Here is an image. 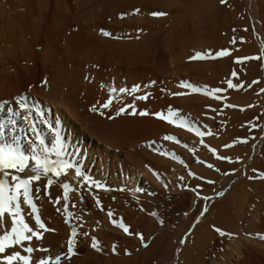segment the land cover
Instances as JSON below:
<instances>
[{"label": "bare ground", "instance_id": "1", "mask_svg": "<svg viewBox=\"0 0 264 264\" xmlns=\"http://www.w3.org/2000/svg\"><path fill=\"white\" fill-rule=\"evenodd\" d=\"M62 1H64V0H62ZM107 1H110V0H107ZM107 1H106V3H108ZM197 1H198V3H195L193 0H189V2H187L188 7H186V8L187 9L189 8L191 11V12H189L190 16H189L188 20L187 19H186L187 21L185 19L183 20V18H179L178 20L176 19V21H174V23L171 26L170 32L167 34L169 38L166 39V41L164 40L165 43L167 44V48L169 49V51L171 50L174 54H176V55L178 54L176 56V58L173 55L166 56V55H168L167 53H165L166 55H164L161 52L160 53L161 59L158 58L159 60H157V58H156L157 55L156 56L153 55L155 52L154 50H156V48L152 51L153 53L152 52H150V53L146 52L147 49H150L152 46H154L155 42H153V41L156 38L153 39V36L149 37L146 35L147 37L142 38L143 40L142 39L140 40V41H142V43H140V44L142 45L141 48L143 49V51H142V49H140L142 52L138 53V52H140V50L139 49H138L139 51L136 50L137 43H135V40H137V39L132 41L133 38H135L137 36V34L133 33V32L128 33L126 36L129 37L130 42L126 43L128 38L125 42L127 45H129L128 51L126 53H121V51H119L118 47H117L121 42L109 41V40L105 39L104 37L98 35L97 33L93 34L91 32V34H86V35L83 34L81 31V28L77 27V26H79V24L78 23L73 24V22L76 20L79 21L80 23L82 21H84L83 15H85L86 13H83V11H82L83 15H81V14L79 15L80 11L76 10L79 13H76V11L72 12L70 9L72 7L69 6L70 7L69 8L67 2H66L67 5L62 6V7H66V6L67 7L64 8L63 10H61V12L59 10V7L57 8L58 12L61 13V14L60 13L58 14V12H56L58 17H55V15L52 13L54 15L53 16L51 14V12L45 13V16H44V13L43 14L40 13L43 16L40 15V19H38L39 20V22H38L37 20L34 21L31 19L34 17V16L33 17L31 16L33 13L31 15L27 14V15H29V18L31 16L30 20H28V18H26L27 15L23 13V6L25 5V3L23 5V0H0V11H1V14H0V103L5 102L4 100H12V102L6 101L7 103L4 105V108L2 110H0V121L6 122V121H9L10 119H15V121H16L15 124H11V123L6 124V127L4 129L5 139L8 140L9 142H11V139L13 136H19L20 137V134H21L22 138L25 137V141H28L29 139H34L33 134L31 133V131L28 128L27 122H25L23 120V115L25 113L23 112V110H21L19 108V105L16 103V98L18 96H21V95L27 96V93H21V94L19 93V95H16V94H18L17 92H18L20 87L18 88V86H16L17 84L12 85L13 80H15L14 77L15 78L17 77L18 79L21 78V81H23V74H25V73H23L24 72L23 69L27 65V62L25 59V57H27L30 61H31V59L41 60L40 61L41 72H39L38 69L36 71L32 70L29 73L27 72L26 74L29 76H27V78H26L27 84L25 85V87L28 88L29 92H32V94L35 95L34 90H36V87H37V85L35 84L36 78L38 76H40V78H41L40 83H42V82L44 83L45 90L47 89L50 92L51 96L54 98V100H52L53 101L52 104H51V102L49 103V100L47 98L43 99V100H45L44 103L39 101V100L36 101V103H34L33 100L27 96L28 103L30 105H32V104L39 105L40 108L45 113V118L48 119L49 122L52 124V129H50L48 127V125L42 123L38 117L35 120L39 131L41 132V134L45 138V143L48 144L49 147H51L52 142L54 141V138H55V132L53 131V129H58L60 134H61V137L63 139V142H64V151L66 153L65 158L73 161L76 166H79L82 170L83 176H87L90 178L89 180L85 181L82 177H76L75 168H73V169L67 170L66 174H62L60 176L64 180V182L75 185V187H80V189L82 187L84 189V191L89 192L90 197L93 193V190H91V189H93V188L99 189V187L96 186L97 184L98 185L102 184V186H103L102 188L105 190V191H103L104 193H107V192L113 193L112 192L113 189L115 191L119 192L118 190H119V187L121 186V187H124V189L126 191H128V193L133 195L132 197H134V196L136 197V195H137L136 193L141 188L137 184L138 180L135 178V176L132 178V175H135V174L137 175L138 171L134 172L133 170H130L127 167L128 164L131 166L134 165L133 162L135 160L141 161L142 164L144 161H145V163H147L146 161H150V162H152V164L154 163L157 165V167H158L157 171H159L161 173L163 171L168 172V170H170L169 172L171 173V176H170L171 179H174L172 177L173 176V174H172L173 169H174L173 170L174 172L177 171L178 173L182 174V172L180 171V169H182V168L177 167L176 165H173L174 163L173 164L170 163V162H172V161H170V159H169V161L168 160L166 161L164 159H161V157L160 158L157 157L155 155L156 154L155 150L157 148L159 150V148L161 147L164 149V150L162 149L164 153L167 150V152H168V154H170V156H172V154L174 153L176 157H179L180 151L178 150L177 147L178 146L182 147L180 143H183L186 145L188 143V145H191V148H193V145L198 144V142L200 141L199 138L201 139V137H197L195 134L192 133L193 131L191 132V131L187 130V128L179 127L178 124H170L166 120L159 119L155 115V113L163 112L164 115L167 116L168 115V109H169V107H171V109L177 113V115L175 117H173V119H176L177 121H179V118L183 117L188 123H190L194 127H198L200 130H201L203 124H205V121L207 119V121H210V122L206 121L207 123H206V125H204L205 127L203 126V128L205 129L207 127L208 128L210 127V129H211L213 124H214L213 120L215 119V114H216V110H215V107L217 105L216 98H215L216 96L214 97V95H205L204 90L206 88L208 90H211V89H215V88H219V87H221V89H223L225 82L222 80L218 81V77H219L218 74L221 72L220 70H223L224 68H226V66H227V68L230 67L232 59L234 60V58H235V57L234 58L232 57L231 46L229 47L228 44H226L225 47L222 45L225 49L224 48L221 49V50H227L229 52L228 56L218 57L216 55L221 50H216L217 46L219 45L218 44L219 40L215 38L214 33L210 32L211 33L210 34L208 32L211 35L208 37L210 39V41H208L209 39H207V38H206L207 41H205V42H204V40L202 41L203 37L199 36L198 33L200 34L204 31V33L206 34V32L209 30L211 31L214 26L210 27V26H208V24L200 26V24L202 22H200V20H198L197 17L193 18L195 16L194 14L198 13V12H202L201 9H203V6H204V9L207 8L206 13H208V14L210 13V17H212L211 15H215L214 13H216L217 11H220V10L224 11L225 13L233 10V13L236 14V13L240 12L239 10H242V9H239L238 6L240 5V3L242 1H244L245 4L247 5V9H248V13H249L248 17H250L252 30H253L252 39L254 40V44H255V46L253 44L254 47L252 46L254 48V50H251V52H254V51L255 52L252 53L251 56L253 55L255 57H258V59H251V63H252L251 66H253L258 61H261L264 64V0H228L227 2H225L226 4H224V5H222L220 3L221 4L220 6L217 3V0H197ZM78 2L79 1H77V5H75V6L76 7L80 6V8H81L82 4L79 5ZM87 2H88V0H87ZM87 2H84L85 5ZM112 2L110 1V4H112ZM82 3H83V0H82ZM88 3H90V1ZM103 3H105V2H103ZM113 3H117V2H113ZM185 4H184V6H185ZM62 5H64V4H62ZM104 5H106V4H104ZM246 5H244V6H246ZM27 6H29L28 3H27ZM114 6H116V5H114ZM179 6H180V4H175L174 6H172V9L175 10V9L179 8ZM244 6L242 5V8ZM62 7H60V8H62ZM117 7H118V9H120L119 6H116L114 8L117 9ZM65 9L67 10L66 13H64ZM81 9H83V8H81ZM40 10H41V8H40ZM115 10H113V14H114ZM102 11H105V10H102ZM102 11H101V13L97 11L98 13H94L92 15L90 14L91 16H89V18H90L89 20H91V22H89V24H88L89 32L91 31V29H94L97 32V30L99 28H105L104 25H107V28L110 29V32L112 34H114L112 32V30L119 31V30H122L128 26L133 25V21L131 19H127L125 21L124 20L119 21V20H117V16H115L113 14H109V13H108L109 15H107V11L104 13H102ZM110 13H112V12H110ZM202 13L204 15V12H202ZM37 14H39V13H37ZM88 14L89 13H87L86 16ZM227 15H228V13H227ZM38 16L39 15H37V17ZM23 17H25V19H26L25 22H23V19H24ZM229 17H230V15H229ZM56 18H58V21L56 20ZM33 19H35V18H33ZM107 19H110L109 20L110 23H107V21H106ZM207 19H209V18H207ZM232 19L229 22H232ZM196 20H198L197 21V23H198L197 27H199L200 29H198L196 26L195 27L197 29L194 28V30H193V28H192V32L195 31V33L199 36V38L195 42V41L191 40V38H188L189 36H191L190 34L186 37V32L190 29V27H191L190 25L195 24ZM205 20H206V18H205ZM210 20L212 21L213 19H210ZM223 20H224V17H223ZM214 22L212 21L210 23L214 24ZM224 22L227 23V20L226 21L224 20ZM97 23H99V24H97ZM56 24H59V26H57ZM215 24H216V22H215ZM232 24L233 23H230V25H232ZM225 25H227V24H225ZM239 25H240V23H239ZM74 26H76V30H75ZM65 27L69 31L72 30L74 32L72 33L71 38L64 41L65 43H63L61 51L56 52L55 46L59 42L57 39L58 38V35H57L58 31L60 28H65ZM164 41H162V42H164ZM18 43L21 44V46L19 48L17 47ZM165 43H164V45H165ZM192 43H194V48H196V50H198L197 48H201L203 50V54L205 53V51H209V52L205 53L204 59L192 57V53H193L192 50H194L193 46H191ZM204 43L206 44V46L209 49L207 47H206V49L204 48V45H205ZM249 46H251V45H249ZM39 47H41V49H43V51L41 53L37 54L36 50H38ZM129 47H130V49H129ZM215 47H216V49H215ZM11 48L15 49V50L18 48V51L17 50L13 51ZM119 48H120V46H119ZM7 49L9 51H7ZM211 49H213V50H211ZM11 50H12V53L10 54L9 52ZM157 50L160 51L161 49L157 48ZM49 51L50 52L54 51V54L51 55V57L49 55L50 53H48ZM85 51L88 52V55H90L88 57V59H86V60L84 59L85 62H84V60H81V61L77 60L76 57L79 55H82L83 52H85ZM161 51H163V50H161ZM23 54H24V56H23ZM47 54L49 55L51 60L50 59L48 60L49 57L47 59H45ZM155 54H157V51ZM95 55H100V56H99V58H97V57H95ZM247 55L249 56L250 54H247ZM115 56H118L119 58L116 59ZM163 56L167 57L169 59L170 63L169 62L168 63L172 68L176 67L175 70H171V71L174 72V74L180 73V76L182 77L179 80L176 79L175 85L172 84L170 78L168 77V73L166 72V70L164 72L160 68L164 62ZM233 56H235V55H233ZM244 56H246V54ZM85 58H87V57H85ZM155 58L157 61L155 60ZM178 60L179 61L181 60L180 64L179 65L177 64L175 66L174 64L177 63ZM155 62H156V64H155ZM29 64H31V62H29ZM86 66H89V67L91 66L92 68H94V70L92 72L91 82H90V80H89V82H87L85 80V79H87L86 77L85 78L83 77L85 81H81V79H82L81 76L82 75L84 76L87 74L85 71ZM31 68H32V66H31ZM263 69H264V66H263ZM252 71H254L253 67H252V70L250 67V72L252 73ZM255 72L252 74L254 75ZM39 73H40V75H39ZM263 73H264V70H263ZM177 76H178V74H177ZM248 79H251V78H248ZM50 81H51L52 85L50 84ZM182 81L188 82V83L192 84L193 86L199 87L201 89V91L200 92H193L192 89H190V88L181 87L180 85H181ZM55 83H57V84L55 85ZM134 85L140 86V90L136 93H131V92L120 93L118 91L120 88H127L130 90ZM112 88H115L117 91L115 93L111 92ZM169 89H171V91ZM180 92H183L186 94L182 95V96L174 95V93H180ZM149 93H150V95L148 96V99H146V100L136 99V97H138V96L146 95ZM45 94H44V96H45ZM41 95H43V94H41ZM44 96H42V98ZM109 96L113 97V103L109 106V108L104 109V108H102V105L108 100ZM39 97L41 98V96H39ZM245 97H246V95H245ZM253 98L257 99L254 96H253ZM129 104L134 105L136 114H132V112H133L132 108L126 107ZM259 104H261V103H259ZM93 106H95L97 108V111L96 112L91 111V113L89 114L87 109H90V108L92 109ZM259 106L262 107V105H259ZM121 107H125L126 110L124 113L117 115L116 113ZM9 108L13 109L14 111L21 112V115L15 116V117L11 116L10 113L8 112ZM80 109H81V111H79ZM101 111L104 113L103 115L100 114ZM141 111H147L148 115H144V116L139 115V113ZM254 113H255V111H254ZM254 113H252V114H254ZM87 115H88V117H87ZM33 116L35 117V112H33ZM263 118H264V116H263ZM57 120L59 121L58 125L56 123ZM8 127H10V130H11L10 134H7ZM17 129L19 130L18 135H14L13 131L17 130ZM21 129H24V131L22 132ZM210 129H207V130L209 131ZM204 131L205 130H203L202 132H204ZM45 132H46V134H45ZM47 132H50L49 133L50 136H47ZM101 132L103 135H100ZM261 133L262 134L260 135V137H261L260 141H259L258 145L255 146L256 148L254 149V151H255L254 155L250 154L249 156H247L248 152H247V154L243 152L244 155H246L247 157L245 156L244 159L241 160L242 161L241 163L239 161L240 164L238 165L239 170H240L239 179H242L241 180V181H243L242 184L244 183L246 185V187L249 186V189L251 191H249L247 188L242 187L243 189L239 188V191H235L232 194H229L230 193L229 192L228 193L229 195H227L228 197H226L224 195L226 197V199H224L225 197H223V199L220 200L219 202L217 200V203L215 202L214 205L212 204V206L208 209V211L203 216H200V213L203 211V209L205 207L204 204L206 203V205H208V204L210 205L211 204L210 201H213V199H216V196L212 195V194H214V192L212 191L213 193L208 194V195H212V196H208L209 199H207V200L204 199L205 202L202 199V204H201V202H199V200L201 199L200 196L202 195L200 193L201 192L200 188H203L206 186L205 182L201 183V181L199 182V180L195 181L194 178L189 176L193 180H189L188 182H186V189L188 186L192 192V195L185 194V197L187 196V198H190V207L185 212L188 215H186L185 221L183 220V223H182L183 228L180 229L177 227L178 229L176 228L175 232L172 231L173 234H171V233L168 234L167 231L164 232L162 237L160 236L159 239H156V242L152 243L150 249L143 252V255L142 254H137V255L133 254L134 256L127 257V258L126 257L114 258L112 255H109L108 259H105V261H108L109 263L105 262V264H110L111 263L110 261H112L111 264H139L141 261H143V257H145V256H147V258L145 260L148 261V259H149L148 254L145 256H144V254L149 253L154 248H156L155 249L156 253L154 252L156 257L154 255V253L153 252L152 253H153L154 257L156 258L155 261L157 262V264H205V261H206L205 260V250H207L206 248H208V246H211V244H214V242L217 240V238H216L217 236L220 237V234L215 231V228H220V229L224 228L226 230L231 231L234 234H237V236L239 238L236 236L235 237L238 240L236 241L234 239L233 244H232V242L229 243V244H231L228 246L229 250H227V248L225 249V251L226 250L227 251L231 250L234 252L236 251L235 252L236 257H239L241 253L243 254V252H240V250H241L240 241L242 239V238L240 239V237H242V235L244 233L247 232L249 234V231L251 230L252 231L251 233H253L254 236L261 238L260 236L263 235V237H264V204H263V207L261 210V208H260L261 205L258 203V201H260V202L264 201V179L259 178V175L261 173H264V142H262V140L264 138V128H263ZM86 134H88V136H86ZM230 134H233V133H230ZM166 135L175 136L177 138V140L179 141V143H177L176 141H172V140H165L163 137ZM206 135H207V133L204 136L205 138H206ZM207 137H210V136L207 135ZM22 138H21V142L23 144ZM207 140L209 141L208 142L209 144L206 143ZM206 141L204 143H206L207 145L212 146V148H214V149H215V147L217 148L218 144H215V140L206 138ZM262 143H263V146H261V148H260L259 146L262 145ZM178 144H180V145H178ZM214 144L216 145L215 147H214ZM23 145L25 146V143ZM99 145L102 146V148H99ZM219 146H218V148H219ZM183 147H185V146H183ZM195 147H197V146H195ZM242 148H240V150ZM182 150H184V149L182 148ZM186 150H187V148H186ZM237 150L238 149L236 148V151ZM231 151L232 150L230 148V151H228V153H230ZM188 152L186 153L187 160L189 158ZM258 152H259V154H258ZM158 153H160V152H158ZM228 153H227V155H228ZM209 154H210L209 155L210 160L212 162H214V164H216L215 162L217 160V158H216L217 155L212 154V152H210ZM241 154L242 153H240V155ZM181 155L184 156L183 153ZM234 156H236V155H234ZM234 156H232V157H234ZM243 156H241V157L243 158ZM206 157L208 158V156H206ZM52 158L55 159V156H53ZM96 158H98V161H97V165L95 166V159ZM215 158H216V160H215ZM182 159H180V160H182ZM233 159H235V158H232V160ZM172 160H173V158H172ZM187 160H185V161L187 162ZM233 161L236 162V160H233ZM31 165H32V162L30 163L29 168L31 167ZM184 165H186V163ZM224 165L225 164H223V167H224ZM232 165H230V166H232ZM234 165H236V164H234ZM119 166H120V168H118ZM233 166H232V168H233ZM148 168H151V167L149 165H145V169H148ZM198 168L199 167L197 166V170H198ZM213 168H215V167L213 166ZM254 169L256 171H253ZM161 170H163V171H161ZM244 170L247 171V174L245 176L243 175ZM209 171L210 170L208 169V171L205 170L204 172L209 173ZM214 171L215 170H213V172ZM117 172L120 174L119 177L117 176ZM205 173H203V175ZM12 174L13 175H20V173H16L14 171H12ZM31 174L32 173L30 172V170L26 169V173L24 176L31 175ZM215 175H216V173H215ZM20 176L23 178V174H21ZM207 176H209V174H207ZM60 177H58V179ZM124 177H127L126 183H125V181H123L124 183L122 184L121 182H122V179L124 180ZM249 177H254V178L249 179ZM175 179H176V176H175ZM237 181H238V179H237ZM170 183H171V180H170ZM213 184L211 183V184H209L210 186L209 185L208 186L211 187V185H213ZM241 185H239V187ZM242 186H244V185H242ZM251 187H252V189H251ZM71 188H73V187H71ZM155 188H156V186H155ZM83 189H82V191H83ZM189 189H188V191H189ZM75 190H77V189H75ZM79 192H80V190H79ZM69 194H68V196H69ZM76 194H78V193H75V195ZM85 195H87V194H85ZM78 196H79V194H78ZM243 197H244V200H243ZM239 198L243 202L248 199L247 202H250L251 205L246 209H244L243 207L236 206L237 205L236 202L237 201L240 202ZM79 199H80V197H79ZM76 200H78V199H76ZM96 200L97 199L95 197H94V199H91L93 204H94V202H96ZM49 201H50V199H49ZM55 202H56V200H55ZM199 203L201 204L200 208H199ZM241 204H243V203L241 202ZM43 205L46 209V212L44 211L46 214H44V213L43 214L46 216L47 221L50 218L51 223L53 222L52 224H55L54 220L52 219V217L50 215L51 213H49L50 209L48 208L49 207L48 204L43 202ZM150 206L151 205H148L147 208ZM22 208H23V206H22ZM157 208H158V206L156 207V209ZM116 210L117 209H115V211ZM121 211H122V209H121ZM259 211H262V213L261 214L258 213ZM116 212H118V211H116ZM122 212L119 211L116 214H114L112 212L113 216H112L111 220H109L110 218L108 220L110 222H112L113 220H116V221L122 220L127 226H129L130 233H134L135 230L139 229L138 225L142 221L145 220L141 214L133 213L130 210L123 212L124 214ZM136 212H137V210H136ZM159 212H161V211H159ZM138 213H140V212H138ZM44 218L45 217L43 216L42 219H44ZM197 218H199V221H200L199 223H196ZM146 219L148 221L147 217H146ZM9 220H10V218H6L7 224L9 223ZM106 222H107V219L104 221L105 227L107 225ZM148 223H149V221H148ZM148 223H147V225H149L150 223H153V219L149 224ZM193 224L196 225L194 228L192 227ZM245 225L248 226L249 229H247L248 227L246 228ZM145 226H144V228H145ZM151 226L152 227L150 230H153V229L156 230L155 226H153V225H151ZM214 226H215V228H214ZM100 229H101V227H100ZM147 229H148V226H147ZM224 229H222V230H224ZM117 230H120V229H117ZM99 232H100L99 234L97 232L95 234H97V236L99 237V238L98 237L97 238H98V241L101 244V246H103L105 244L109 245L110 242L113 241V239H114L113 235L116 234V236L117 235L120 236V234H121V233L119 234V231H116L112 228H107V227L105 228V230H101V231L99 230ZM108 232L110 234H108ZM148 232H149L148 230L147 231L145 230L144 233L148 234ZM183 233H185V234L183 235L181 240H184L185 242L183 244L179 243L178 247L175 250H174V246L172 244H169L165 248H162V246H160V245L164 244V241L171 238L172 235H174V237L176 238L177 236L180 237V235ZM56 236H50L51 244H53L52 243L53 240L55 243ZM57 237L59 238V236H57ZM60 238H62L61 235H60ZM215 238H216V240H215ZM123 239H124V241H123ZM178 239H180V238H178ZM245 239H246V237H245ZM57 240H59V239H57ZM219 240L220 239L218 238L217 242ZM230 240L232 241L233 239H230ZM258 240L259 239H257L256 242ZM261 240L258 241L259 243H256V246H260V247L262 246V248H263L264 247V241H261ZM122 241L129 243L128 240H125L124 236L122 238ZM50 242L48 241L49 245H50ZM217 242H215V243H217ZM57 243H59V242H56V244ZM155 243H157V244H155ZM253 244H254V241H253ZM119 245L120 246H118L117 249H118V251H122V243ZM218 245L219 244L217 243L216 247H218ZM221 245H219V246H221ZM18 246H20V245H18ZM28 246H30V245H28ZM160 248H162L161 252L159 251ZM59 250H60V248L58 245H57V247H53L54 253H57ZM262 251H260V249L258 248L256 250V253L253 251L251 254L250 253L245 254L246 259H245V261H242L241 264H247L248 259H252L253 257H256L258 254L260 255V257H264V253ZM248 252H249V250H248ZM250 252H251V250H250ZM260 252H261V254H260ZM57 254H59V253H57ZM248 254H250V255L248 256ZM153 255L151 256V258L153 257ZM228 255H226V256H228ZM230 255L232 256V254H230ZM230 255L228 257H230ZM77 256H79V255L77 254ZM141 256H142V259L139 260L141 258ZM226 256L224 255V257L227 259L228 257H226ZM257 257H259V256H257ZM64 258H65V256H64ZM98 258H99V256L97 254H93L91 252H88V253L86 252L85 255H81V257H79V258L72 257V259H70L71 262L68 264H71V263L75 264L76 261L79 262L80 260L82 261L83 264H93V263L99 264L100 261L98 262V260H97ZM66 260H68V259H66ZM64 263H65V261H64ZM82 263H80V264H82ZM216 264H217V262H216ZM218 264H231V262L228 259L226 262H219ZM255 264H259V263H255Z\"/></svg>", "mask_w": 264, "mask_h": 264}, {"label": "rangeland", "instance_id": "2", "mask_svg": "<svg viewBox=\"0 0 264 264\" xmlns=\"http://www.w3.org/2000/svg\"><path fill=\"white\" fill-rule=\"evenodd\" d=\"M61 1L62 0H35V1L34 0H28V1L23 0V5L25 3V5L23 6V13L26 15L27 14L31 15L33 13L31 16L32 17L34 16L33 18H35V19L31 18V16H30V18L34 21L37 20L39 22L38 19H40V15L43 16L42 15L43 13L45 16V13L51 12V14L53 13L55 15V17H58V15L56 13V12H58L57 8L59 7V10L61 12V10H63L64 8L67 7V6L66 7H62V6H65L68 3V7L69 6L72 7V8L69 7L72 12L76 11V10L80 11V13L76 11V13H79V15L80 14L83 15L82 11H83V13H86V14L89 13L87 16H86V14L83 15L84 21H82L81 23L77 20L73 22V24H76V23L79 24V26H77V27L81 28V31L83 34H85V35L91 34V32L93 34L97 33L98 35L104 37L105 39H107L109 41L121 42L117 46L118 50L121 51V53H126L128 51L129 45L126 44V43L130 42L129 37L126 36L128 33L133 32V33L137 34V36L135 38H133V40H132V41H134L135 39H137V40H135V43H137V46L134 44L136 46V50L142 49L141 48L142 45L140 44V43H142V41H140L142 38H145L147 36H149V37L153 36V39L156 38L153 41V42H155L154 46H152L150 49H147L146 52L150 53L156 48V50H154L155 52L153 55H155V56L157 55L156 56L157 60H159L158 58L161 57L160 56L161 52L164 55H166L165 53H167L168 55H166V56L173 55L176 58V56L178 54L176 55L171 50L169 51V49L167 48V44L165 43L166 39L169 38L167 34L170 32L171 26L174 23V21H176V19L178 20L179 18H183V20L184 19L188 20V18L190 16L189 12H191L189 8L188 9L186 8V7H188L187 2H189V0H137V1L136 0H133V1L132 0H115V1L110 0L111 2L112 1L117 2V3L112 2L113 5L110 4V1H107V0H104V1L103 0H95V1L94 0H92V1L88 0V2L90 1V3H88L87 0H83V3H82V0H67V1L64 0L62 2ZM77 1H79L78 2L79 5H81V4L83 5V6L81 5V8H83V9H81L80 6L79 7L75 6V5H77ZM102 1L105 3H103ZM106 1L108 3H106ZM193 1L195 3H198L197 0H193ZM227 1L228 0H226V2ZM26 2L28 3L29 6H27ZM84 2H87L86 5ZM217 3L219 4V6L222 4L220 2V0H217ZM62 4H64V5H62ZM104 4H106V5H104ZM175 4H180L179 8H177L178 10L172 9V6H174ZM184 4H185V6H184ZM224 4H226V3H223L222 5H224ZM114 5L119 6L120 9H118V7H117V9L114 8V7H116ZM242 5L243 6L246 5L244 1H242L240 3V5L238 6V8L242 9V10H239L240 12H238L236 14L233 13V10L228 11L226 13L224 11L220 10V11H217L216 13H214L215 15H211L212 17H210V13L209 14L206 13L207 8L204 9V6H203V9H201L202 12H204V15L202 12H198L195 14L193 13L195 15L193 18L197 17L198 20H200V22H202L200 24V26L207 25V24L210 27L214 26L211 31L210 30L207 32L205 31L206 34L204 33V31L200 34L198 33L199 36L203 37L202 41L203 40H204V42L207 41V39H209L208 37L211 36L210 34L214 33L215 38L219 40V43H218L219 45L218 46L216 45L217 49H216V47H215V49L221 50L226 46V44H228L229 47L231 46L232 57L233 58L235 57L234 60L232 59L231 66L228 68L226 66V68H224L223 70H220L221 72L218 74L219 75L218 81H221V80L224 81L225 85H224L223 89H221V87H219L222 90L221 92L214 94V97L218 96V97H220V99H216V103H217V105L215 107L216 114H215V119L213 120L214 124L211 128L212 130L210 129V127L209 128L207 127L205 129L203 128V126L206 125L207 122H210V121H207V119H206L207 122L204 120L205 124H203V126L201 128V131H203V130L206 131L207 129H210L212 135H208L210 137H207V135H206V138L215 140V144H218V146L221 144L219 146V148H218V146L216 148L215 147L216 145L214 144V147L216 149L215 154L217 156L228 157L230 159H217L216 160L217 156L215 155L216 156V158H215L216 164H214V162H212L210 160V156H209L210 155L209 153L211 152L209 150V148H212V146L207 145V144H209L208 143L209 141L208 140L206 141L205 137H203V143H200L201 139L199 138L200 141L198 142V144L193 145V148H191V145H188V143H187L188 147H183L186 144L180 143L182 147L178 146L177 148L181 152V153L179 152V154H180L179 160L183 158L182 159L183 163H180L181 160L179 161L177 159H174L172 156H170V154H168L167 150L164 153L163 148L160 147L161 148V149L159 148L160 151L157 148L155 150V153H156L155 155L159 158L161 157V159H164L166 161L167 160L169 161V159H170V161H172L170 163H172V164L174 163L173 165H176L177 167L182 168V169L179 168L180 171L182 172V174L178 173L177 171H175L176 172L175 173L173 171L174 170L173 169L172 170V172H173L172 177L174 179H171L170 178L171 173L169 172L170 170H168V172L161 170V171H163L161 173V172L157 171L158 167L156 164H154V163L152 164V162H150V161H146L147 163H145V161H144L142 164L141 161L135 160L133 162L134 165L131 166L128 164L127 167L130 170H133L134 172L138 171L137 175L136 174L132 175V178L135 176V178L138 180L137 184L141 188L136 193L137 194L136 197L135 196L132 197L133 195L128 193V191H126L124 189V187H121V186L119 187V190H118L119 192H117L113 189V191H112L113 193H109V192L104 193L103 191H105V190L102 188L103 186L101 184L99 189H96V188L91 189L90 188L91 190H93V193L91 195L92 198H91L89 195V192L84 191V189L82 187L80 189V187H75V185L69 184L70 188L71 187H73V188H71V192L69 191L70 194L68 196V200L65 201L63 199V188L61 186L63 183H66V182H64V180L61 177H60L61 179L60 178L58 179V177L53 176V184L51 186H47V177L42 176L39 181H34L33 185H32L33 186L34 203H36V205L38 207L39 214L42 217L43 216L45 217L44 219H42V217H41V219L45 223L46 227L49 229H53L54 231L44 232L41 240L37 241L36 239L33 238L31 242L25 241L20 246L17 245V246H15L14 249H10L11 251L15 250V251H19L22 255H28L26 252H24V248L28 247V245H30L34 249H41V248L48 249L49 251L44 252V253L42 251H39V250L34 251L32 253L33 264H36V262L40 258H47L49 256L52 257V259L54 260L57 255H60V257H61V264H63L64 261H65L64 264H68L71 262V260L66 257V252H67L66 242L71 236V231L73 229H75V231L77 232V236H76V246H75L76 248L74 249L76 254L72 256L74 258H76V257L79 258V257H81V255H85L86 252L87 253L91 252V253L97 254L99 256V258L97 259L98 262L100 261L99 264H105V262H108V261H105V259H108L109 255H112L114 258H118V257L119 258H121V257L127 258V257H132V256L137 255V254L143 255V252L150 249L152 243L156 242V239H159L160 236L162 237L164 232L167 231L168 234L169 233L173 234V232H175V229L177 227L180 229L183 228V225H182L183 220L185 221L186 215H188L185 212L190 207V198H187V196L185 197V194L192 195V192L188 186L186 189V182H188L189 180H193L190 177L194 178L195 181L199 180V182L201 181V183L205 182L206 186L203 188H200V190H201L200 193L202 195L200 196L201 199L199 200V202H201V204H202V199L204 200V197H208V196H212V195L216 196V199H213V201H210L211 204L207 205L208 209L212 206V204L214 205L215 202L217 203V200L219 202L220 200L223 199V197H225V196L228 197L227 195L232 194L235 191H239V188L244 187V188H247L249 191H251L249 189V186L246 187V185L244 183L242 184V182H243V181H241L242 179H239L240 170H239L238 165L242 162L241 160L244 159V157L246 156V155H244V153L247 154V152H248L247 156H249L250 154L254 155V153H255L254 149L256 148L255 146L258 145L260 138H261L260 135L262 134L261 132L264 128V118H263V116H264V92L261 91V89H264V73H263L264 64L261 61H258L253 66H251V64H252L251 59H244L245 57H255L253 55L251 56V54L255 52V51L251 52V50H254L253 47L255 46V44H254V40L252 39L253 30H252L250 17H248L249 13H248L247 5L244 6L243 8H242ZM60 7H62V8H60ZM40 8H41V10H40ZM112 9L113 10L116 9L114 11V14H113ZM102 10H105V11H102ZM66 11L67 10L65 9V12L64 11L63 12L66 13ZM97 11L100 13H101V11H102V13L107 11V15L113 14V15L117 16V20H119V21H123V20L125 21L127 19H131L133 21V25L128 26V27H126L122 30H119V31L112 30V32L114 34H112L110 32V29L107 28V25H104L105 28H99L97 30V32L94 29H91V31L89 32L88 24H89V22H91V20H89L90 19L89 16H91L94 13H98ZM109 11L112 13H110ZM60 12H58V14ZM37 13H39V14H37ZM40 13H42V14H40ZM153 13H163V15H153ZM227 13H228V15H227ZM0 14H1V11H0ZM37 15H39V16L37 17ZM229 15H230V17H229ZM223 17H224L225 21L227 20V23L224 22ZM23 18L25 19V17H23ZM26 18H28V20H30L29 15H27ZM205 18L207 21L205 20ZM207 18H209V19H207ZM24 19H23V22L26 21V19L25 20ZM210 19H213L212 21L213 22L215 21L216 24H215V22H214V24H211L210 22H212V21ZM231 19H232V22H229ZM56 20L58 21V18H56ZM109 20L110 19L106 20L107 23H110ZM198 20H196L194 25H190L191 26L190 29L186 32V37L190 34L191 36H189L188 38H191V40H193L195 42L197 41L199 36L195 33V31L192 32V28H193V30H194V28L200 29L199 27H197L198 26V23H197ZM230 23H233V24L230 25ZM239 23H240V25H239ZM97 24H99V23H97ZM225 24H227V25H225ZM56 25L59 26V24H56ZM74 28L76 30V26H74ZM245 29H247V31H245ZM107 30L111 33L110 36L103 35V31H107ZM73 32L74 31H72V30L69 31L66 27L59 29L58 34H57L58 35L57 39L59 42L55 46L56 52L61 51L63 43H65L64 41L71 38V35ZM208 32L209 33L211 32V33L209 34ZM127 38H128V40H127ZM126 40H127V42H126ZM162 41H164V42H162ZM208 41H210V39ZM164 43H165V45H164ZM192 44H191V46H193V48H194V43H192ZM253 44H254V46H253ZM249 45H251V46H249ZM20 46H21V44L18 43L17 47L19 48ZM119 46H120V48H119ZM206 47L207 46L205 44L204 48L206 49ZM18 48L16 49L17 51H18ZM39 48H38V50H36L37 54L41 53L43 51V49H41V47H39ZM157 48L158 49L160 48L163 51H161V50L158 51ZM129 49H130V47H129ZM197 49L198 50H196V48H194V50H192V52H193L192 57H196L197 53H200L201 55L204 56L205 53L209 52V51H205V53L203 54V50L201 48H197ZM12 50L14 51L15 49H12ZM12 50L9 52L10 54L12 53ZM211 50H213V49H211ZM7 51H9V50L7 49ZM142 51H143V49H142ZM142 51L140 50V52H138V53H141ZM156 51H157V54H155ZM48 53H50L49 55L51 57V55L54 54V51H51V52L49 51ZM245 54H246V56H244ZM247 54H250V55L248 56ZM47 55H46L45 59H47L49 57V55L48 56ZM82 55L77 56L76 59L80 60V61L84 60V59L86 60L90 56V55H88V52H86V51L83 52ZM233 55H235V56H233ZM23 56H24V54H23ZM99 56L100 55H95V57H97V58H99ZM50 57L48 58V60L49 59L51 60ZM85 57H87V58H85ZM115 58L117 59L119 57L115 56ZM156 58H155V60H156ZM163 58H164V62L160 68L164 72L166 70V72L168 73V77L170 78L172 84L175 85L176 79L179 80L182 77L180 76V73L174 74V72H172L171 70H175L176 67L172 68L169 65V63H170L169 59L167 57H164V56H163ZM25 59H26L27 65L23 69V71H24L23 73H25V74H23V81H21V78L18 79L17 77L16 78L14 77L15 80H13V82H12V85L17 84L16 86H18V88L20 87L18 92H17L18 94H16V95H19V93L20 94L21 93H27V96L29 98H31L34 103H36V101H38V100L44 103L45 100H43V99L47 98L49 100V103L51 102V104H52V102H53L52 100H54V98L51 96L50 92L47 89L45 90L44 83L43 82L40 83V80H41L40 76H38L36 78L35 84L37 85V87H36V90H34L35 95H33L32 92H29L28 88L25 87V85L27 84L26 78H27V76H29L26 74L27 72L29 73L32 70L36 71L37 69L39 70V72H41V70H40V68H41L40 67L41 66L40 61L41 60L31 59V61H30L27 57H25ZM85 60H84V62H85ZM238 60H239V62H237ZM180 61L178 60V62L175 63L174 65L175 66L177 64L179 65ZM29 62H31V64H29ZM155 64H156V62H155ZM31 66H32V68H31ZM250 67H251V70L253 67L254 71H252V73H254L256 71L254 75L250 72ZM93 70H94V68H92L91 66L90 67L86 66L85 71L87 74L84 76L83 75L81 76V78H82V79L80 78L81 81L86 80L87 82H89V80H90V82H91ZM233 72L236 73L235 76L232 75ZM177 74H178V76H177ZM39 75H40V73H39ZM83 77L84 78L86 77L87 79L84 80ZM248 78H251V79H248ZM228 80H231L233 84L243 85V87L229 88L228 84H227ZM253 81H257V83H253ZM50 84L52 85L51 81H50ZM56 84L57 83H55V85ZM169 90L171 91V89H169ZM41 94H43V95H41ZM44 94H45V96H44ZM245 95H246V97H245ZM39 96H41V98ZM42 96H44V97L42 98ZM253 96L256 97L257 99L253 98ZM4 101L12 102V100H4ZM259 103H261V104H259ZM228 105H231V107ZM259 105H262V107H260ZM90 109H87L89 114L91 113ZM79 111H81V109ZM254 111H255V113H254ZM252 113H254V114H252ZM87 117H88V115H87ZM10 132H11L10 127H8L7 134H10ZM18 132H19L18 129L14 130L13 134L18 135ZM207 132H208V130L205 133H207ZM49 133L50 132H47V136H50ZM192 133L195 134L194 131ZM228 133L229 134L233 133V134L229 135ZM45 134H46V132H45ZM100 135H103L102 132ZM86 136H88V134H86ZM20 137L22 138L21 134H20ZM197 137H199V136H197ZM22 140H23V144L25 143V147H27V141H25V137H23ZM204 140L206 141L207 144L204 143L205 142ZM244 140H246L247 143L242 142ZM262 142H264V138H263ZM180 144H178V145H180ZM204 144L207 145V147ZM224 145H231V146L226 147ZM195 146H197V147H195ZM261 146H263V143L259 147L261 148ZM99 148H102V146L99 145ZM182 148L184 150H182ZM186 148L188 151H189V149H194L195 151L194 152H192V151L188 152L186 150ZM230 148L232 151L230 153H228V151H230ZM236 148L238 149L237 151H236ZM240 148H242V149L240 150ZM158 152H160V153H158ZM162 152H163V154H162ZM187 152H188V157H189L188 160L186 157ZM182 153L184 156L181 155ZM227 153H228V155H227ZM240 153H242V154L240 155ZM258 154H259V152H258ZM234 155H236V156L238 155V156L236 157ZM206 156H208V158ZM232 156H234V157H232ZM241 156H243V158ZM171 157L173 158V160ZM232 158H235L233 160H236V162L233 161ZM185 160H187V162ZM97 161H98V158L95 159V166L97 165ZM198 161H203V163H200ZM239 161H240V163H239ZM185 163H186V165H184ZM208 164L213 165L215 168H213V167L209 168L207 166ZM223 164H225L224 167H223ZM232 164L233 165L236 164V165H234L235 167ZM145 165H149L151 168L145 169ZM230 165H232L233 168ZM29 166H30V164H29ZM197 166L199 167L198 170H197ZM118 168H120V166ZM208 169L210 170L209 173L208 172L205 173L204 171L205 170L208 171ZM217 169L219 171H217ZM213 170L216 171V172L215 171L214 172L216 173L217 176L215 175ZM190 172L193 173L194 175H189ZM25 173H26V170H25ZM25 173H20V175L23 174V178H26V176H24ZM203 173H205V174L203 175ZM225 173H227V175H225ZM207 174H209V176H207ZM246 174H247V171L244 170L243 175L245 176ZM51 175L52 174L49 173V176H51ZM119 175L120 174L117 172L118 177H119ZM175 176H176V179H175ZM181 177H183V179H181ZM126 179H127V177H124V180L122 179L121 183L123 184L124 183L123 181H125V183H126ZM237 179H238V181H237ZM170 180H171V183H170ZM208 181H214L215 183L213 182L214 184L212 183L213 185H211V187H209L210 186L209 184H211V183H209ZM241 184L244 186H242ZM239 185H241V186L239 187ZM155 186H156V188H155ZM36 189H39L40 191L36 192ZM75 189H77V190H75ZM82 189H83V191H82ZM188 189H189V191H188ZM251 189H252V187H251ZM79 190H80V192H79ZM212 191L214 192L215 195L214 194L208 195L209 193L210 194L213 193ZM75 193H78L79 196H78V194H76L77 195L76 196ZM85 194H87V195H85ZM93 196L100 201L99 204H96V202H94V204L92 203L91 199H94ZM79 197H80V199H79ZM226 197L224 199H226ZM57 198H59V200H60L59 203L55 202V200H57ZM49 199H50V201H49ZM76 199H78V200H76ZM243 200H244V197H243ZM247 201H248V199L245 200L244 202L240 199V202L239 201L236 202L237 203L236 206L243 207L244 209H246L251 205V203L247 202ZM43 202L48 204V206H49L48 208L50 209L49 213H51L50 215H51L52 219L54 220L55 224H52L53 222L51 223L50 218L47 221V218L44 215V214H46L45 213L46 209L43 205ZM204 202H205V200H204ZM241 202L244 205L241 204ZM258 203L261 205L260 208L262 210L264 201H261V202L258 201ZM147 204L151 205L150 206L151 208L150 207L147 208V206H148ZM201 204L199 203V208L201 207ZM65 205H67V208H65ZM204 205H206V203ZM22 206L24 209L23 214L25 216V221L29 224L30 227H33L34 229H36L37 226L35 225V220H34L35 214L31 213V209L28 205L22 204ZM157 206L159 209L158 208L156 209ZM115 209H117L116 211H118V212L119 211L125 212V211L130 210L133 213L141 214L145 220L141 222L142 224L140 223L138 225L139 229L135 230L134 233H132L131 235L126 234L123 231V229L116 227L112 222L109 221L111 219H109L108 212L112 211L114 214L118 213L115 211ZM121 209H122V211H121ZM136 210H137V212H136ZM159 211H161V212H159ZM138 212H140V213H138ZM152 213H155V215H153ZM258 213L261 214L262 211H259ZM146 217L148 218L149 223L153 219V223H150V224L155 226L156 230L155 229L150 230L152 226L148 223ZM106 219H107L106 227L112 228L116 231H119V234L120 233L121 234H120V236L119 235L116 236V234L113 235L114 239H113V241L110 242V244H109L110 246L106 245V244L101 246V244L98 241L99 237L95 233L97 232L99 234L100 233L99 230L100 231L105 230L106 227L104 226V221ZM161 221H163V223H161ZM147 223L149 225H147ZM144 226L146 229L144 228ZM147 226H148V229H147ZM3 227L7 228L10 231V227H11L10 220H9L8 224L6 223V220H5V224ZM100 227H101V229H100ZM247 227L248 226H246V228ZM117 229H120V230H117ZM222 229H224V228H222ZM247 229H249V227ZM145 230L149 231L148 234L144 233ZM223 231L225 233H228L231 235H225V236L220 235V237L217 236L216 237L217 240H218V238L220 240L217 242V240L215 238V240H216L215 242H217L219 245H221V244L222 245L221 246L218 245V247H216L217 243L214 242V244H211V246H208L209 249L206 248L207 250H205V260H206L205 264H216V262L218 264L219 262H226L228 259L230 260L231 264H241L242 261H245V259H246L245 254H247V253L251 254L253 251L256 253V250L258 248L260 249V251L263 250L262 252L264 253V247L262 248V246L261 247L256 246V243H259L258 242L259 240L262 239L261 241H264L263 235L260 236L261 238L256 237L253 235V233H251L252 231L250 230L249 234L246 232L242 235V237H240V239L242 238L241 239L242 242L240 241V245H241L240 252H243V254L241 253L239 257H236L235 256L236 251L234 252V251L230 250L231 251L230 252L227 250H229L228 246L231 245L229 243L232 242V244H233L234 239L237 241L238 239L236 237H238V236H237V234H234L229 230L224 229ZM0 234H2V230H0ZM108 234H110V233L108 232ZM137 234L143 235V237H144L143 243L141 242L139 235H137ZM184 234L185 233L181 234L180 237L177 236L176 238L174 237V235H172L171 238H169L170 240L167 239L166 241H164V244H162L160 246H162V248H165L169 244H172L174 246V250H175L178 247V244L180 243L179 241H181ZM56 235L59 236V238ZM60 235L62 238H60ZM50 236H56L55 243H54V240L52 239L53 244H51ZM123 236H124L125 240H128L129 243L123 242L124 239L122 241ZM245 237H246V239H245ZM93 238H95L98 241L99 250L94 249L91 246ZM178 238H180V239H178ZM57 239H59V240H57ZM230 239H233V240L231 241ZM257 239H259V240L256 242ZM48 241L50 242V245H49ZM253 241H254V244H253ZM56 242H59V243L56 244ZM121 243H122V251H118L117 247L120 246L119 244H121ZM145 244H147V247L144 246ZM155 244H157V243H155ZM57 245L60 248V250H59L60 252L59 251L57 252L59 254L54 253V251H53V247H57ZM114 247H115V250H113ZM162 248H160V250H159L160 252H161ZM226 248H227V250L225 251ZM155 249L156 248L152 249L149 253L144 254V256L148 254V258H149L148 261L145 260L147 258V256H145V257H143V261H141L139 264H157V262L155 261L156 260V258H155L156 257V255H155L156 250ZM10 250H8V252L6 254H10V252H11ZM248 250H249V252H248ZM250 250H251V252H250ZM152 252L153 253L155 252L154 253L155 257H154ZM77 254L79 256H77ZM228 254L229 255L232 254V256L230 255V257H228L229 256ZM250 254H248V256ZM260 254H261V252H260ZM152 255L154 258L153 257L151 258ZM224 255L225 256L228 255V256H226L228 258L226 259L224 257ZM64 256H65V258H64ZM257 256H259V257H257ZM257 256L253 257L252 259H248L247 264H255V263L264 264V257H260L259 254ZM72 257H71V259H72ZM66 259H68V260H66ZM141 259H142V256L139 260H141ZM79 262L82 263L81 260ZM79 262L76 261L75 264H80ZM110 262L112 263V261H110Z\"/></svg>", "mask_w": 264, "mask_h": 264}, {"label": "snow or ice", "instance_id": "3", "mask_svg": "<svg viewBox=\"0 0 264 264\" xmlns=\"http://www.w3.org/2000/svg\"><path fill=\"white\" fill-rule=\"evenodd\" d=\"M223 4L226 0H220ZM138 11V10H137ZM153 15H163V13H153ZM247 31V29H245ZM103 35L110 36L111 33L107 31H103ZM218 57L228 56L229 52L227 50H221L216 54ZM199 59H204L205 57L202 56L200 53L196 54V57ZM244 59H258V57H245ZM239 62V60L237 61ZM233 76L236 75L235 72L232 73ZM154 83V82H153ZM253 83H257V81H253ZM229 88H239L243 87V85L233 84L231 80L227 81ZM181 87H186L192 89L193 92H200L201 89L199 87L193 86L192 84L182 81ZM140 90L139 85H134L130 90L127 88H120L118 91L120 93H136ZM117 90L115 88L111 89V92L115 93ZM222 90L220 88H215L208 90L207 88L204 90L205 95H214L215 93H219ZM264 92V89H261ZM186 93H174V95L182 96ZM149 94L141 95L136 97L139 100H146L148 99ZM216 99H220V97L216 96ZM7 102L0 103V110L4 108V105ZM16 103L19 105V108L23 110L25 113L23 115V120L27 122L28 128L34 136V139H29L27 141V147H25L21 142V137L13 136L11 142L5 139L4 129L7 123L15 124V119H10L9 121H0V230H2V234H0V264H33L32 261V253L34 251H42L48 252V249H34L31 246L25 247L24 252L28 255H22L19 251L12 250L10 254H6L8 250L14 249L15 246L21 245L25 241H32L35 238L37 241L41 240L43 237L44 232L54 231L53 229H49L46 227L45 223L42 221L41 216L39 214L38 207L36 203H34V196H33V182L39 181L42 176L47 177V186H51L53 184V176L60 177L62 174H66L67 170L75 168V175L76 177H82L85 181L89 180L90 178L87 176H83L82 170L79 166H76L75 163L69 159H66V153L64 151V142L61 137V134L58 129H53L55 132V138L52 142L51 147L45 143V138L39 131L37 124L35 122L36 118L38 117L40 121L46 125L50 129H52V124L49 122L48 119L45 118L44 111L40 108L39 105L28 103V98L26 95H21L16 98ZM113 103V97L109 96L108 100L102 105V108L107 109ZM231 107V105H228ZM126 107L132 108V114H136L135 107L132 104L127 105ZM125 107H121L117 111V115L125 112ZM91 111L96 112L97 108L95 106L92 107ZM8 112L11 116H20L21 112L14 111L13 109L9 108ZM33 112H35V117L33 116ZM103 115L104 113L101 111L100 113ZM139 115L144 116L148 115L147 111H141ZM155 115L161 119L166 120L170 124H178L179 127L187 128L189 131H194L195 134L201 137V143H203V137L205 136V132H202L198 127L192 126L188 123L183 117L179 118V121L173 119L177 115L171 107L168 109V115L165 116L163 112H157ZM57 125L59 121H56ZM23 132L24 129H21ZM207 135H212L211 130L207 132ZM165 140H172L179 143L175 136L166 135L163 137ZM247 143L246 140L242 141ZM187 147V145H184ZM207 147V145H205ZM226 147H230L231 145H225ZM209 150L215 154L216 149L209 148ZM189 151L194 152V149H189ZM163 154V153H162ZM55 156V159L52 157ZM174 159L179 160V157H176L175 154H172ZM217 159H230L228 157H220L217 156ZM32 162L31 167L29 168V164ZM203 163V161H198ZM180 163H183L181 160ZM209 168H212L213 165L208 164ZM29 169L32 173L31 175H27L26 178H22L20 175H13L12 171L16 173H25V170ZM217 171H219L217 169ZM253 171H256L255 169ZM49 173L52 175L49 176ZM189 175H194L193 173H189ZM227 175V173H225ZM254 177H249V179H253ZM260 179H264V173L259 175ZM183 179V177H181ZM209 183H213V181H208ZM100 187V185H96ZM63 199L65 201L68 200L69 191H71L69 183H63ZM39 189H36V192H39ZM205 200L209 199V197H204ZM60 200L57 198L56 203H59ZM96 203L99 204L100 201L97 199ZM22 204L28 205L31 209V213L35 214L34 220L35 225L37 226L36 229L30 227L29 224L25 221V216L23 214L24 209L22 208ZM67 208V205H65ZM208 211L207 205H205L203 211L200 213V216H203ZM155 215V213H152ZM108 216L111 219L113 213L111 211L108 212ZM6 218H10L11 227L10 231L7 228H4ZM113 224L123 229L126 234L131 235L129 231V226H127L122 220L121 221H112ZM199 218H197L196 223H199ZM163 223V221H161ZM196 225L193 224V228ZM215 228V226H214ZM42 230V231H41ZM215 231L218 232L221 236L231 235L225 233L220 228H215ZM139 235L141 242H144V237L142 234ZM76 236L77 232L75 229L71 231V236L66 242L67 252L66 257L71 259L73 255H75V246H76ZM186 239V238H185ZM185 241L181 240L180 243L183 244ZM91 246L94 249L99 250L98 248V241L93 238ZM147 247V244L144 245ZM115 250V247L113 248ZM36 264H61V257L57 255L53 260L52 257L47 258H40Z\"/></svg>", "mask_w": 264, "mask_h": 264}]
</instances>
